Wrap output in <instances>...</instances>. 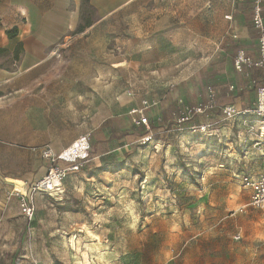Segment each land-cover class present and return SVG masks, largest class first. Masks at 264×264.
<instances>
[{"label":"rangeland","instance_id":"rangeland-1","mask_svg":"<svg viewBox=\"0 0 264 264\" xmlns=\"http://www.w3.org/2000/svg\"><path fill=\"white\" fill-rule=\"evenodd\" d=\"M252 6L136 0L0 85V264H264V210L235 179L264 173L249 114L263 75L243 79L234 61L258 58ZM208 88L211 107L194 112ZM139 110L154 130L137 128ZM82 137L89 157L66 172L65 197L33 193L52 166L43 152Z\"/></svg>","mask_w":264,"mask_h":264},{"label":"crops","instance_id":"crops-1","mask_svg":"<svg viewBox=\"0 0 264 264\" xmlns=\"http://www.w3.org/2000/svg\"><path fill=\"white\" fill-rule=\"evenodd\" d=\"M135 1L0 0V60L5 62L0 66V85L8 86L15 79L28 78L32 71L50 60L54 48L66 45V40H71L77 33L92 30ZM83 7L93 9L96 15L94 22L83 23ZM242 75L243 79L254 76L249 70L242 71ZM259 131L264 134V129ZM262 174L240 173L235 175V179L237 176L240 179Z\"/></svg>","mask_w":264,"mask_h":264},{"label":"built area","instance_id":"built-area-1","mask_svg":"<svg viewBox=\"0 0 264 264\" xmlns=\"http://www.w3.org/2000/svg\"><path fill=\"white\" fill-rule=\"evenodd\" d=\"M262 0H254L251 9V25L256 30L257 33V61L251 60L244 52L239 53L235 57V69L241 71V68L248 70L249 68L259 69L262 73V81L260 85L256 88L255 92V104L253 110L249 111V114L256 116L258 119H262V124L264 125V19H263V6ZM207 96L210 101L207 102L202 108L198 107L194 112H204L207 108L211 107L209 104L214 98L215 93L213 89H207ZM234 109L224 110L227 116L234 114ZM139 114V121L141 124L145 125L146 129L149 130L147 119L143 115V110L137 111ZM187 117H182L181 120H186ZM138 121V122H139ZM138 124V123H137ZM261 128V127H260ZM261 132V131H260ZM262 134V132H261ZM150 138V137H149ZM72 148L69 147L59 153L57 156H53L51 151L45 150L43 152V158L49 159L52 166L47 170L46 174L35 183L31 189L33 193H40L45 195L54 201H60L65 197L64 180L66 177V172L68 171H78L82 167L84 161L89 157L90 146L87 137H82L77 139ZM56 161H61L69 165L68 169H63L55 165ZM239 179V176H237ZM241 184L245 190L250 192L248 206L256 210H264V174L257 177L244 176L240 178ZM25 195V194H22ZM21 212L23 216L30 220L33 217L34 206L24 200L21 203ZM239 238V237H237Z\"/></svg>","mask_w":264,"mask_h":264},{"label":"trees","instance_id":"trees-1","mask_svg":"<svg viewBox=\"0 0 264 264\" xmlns=\"http://www.w3.org/2000/svg\"><path fill=\"white\" fill-rule=\"evenodd\" d=\"M84 1H87V0H84ZM253 1H254V0H250V1L248 2L247 0H245L244 3H250V2L253 3ZM262 16H263V19H264V12H263ZM172 115H175L176 118H177V117L182 118L180 112H178V113H174V112H173ZM148 127H149L150 129L154 130V124L151 123L150 121H149ZM137 128H139L140 131H144V125L141 124L140 121H139L138 124H137ZM157 136H158V135H156V133H152V135L150 136V138H151V139H152V138H158Z\"/></svg>","mask_w":264,"mask_h":264},{"label":"bare ground","instance_id":"bare-ground-1","mask_svg":"<svg viewBox=\"0 0 264 264\" xmlns=\"http://www.w3.org/2000/svg\"><path fill=\"white\" fill-rule=\"evenodd\" d=\"M262 126H261V129H264V125L263 124H261ZM74 146H76V144H73ZM72 148V146H70L69 147V150ZM25 194V193H24ZM97 245H95L94 247H96ZM96 250H98V249H96ZM85 258H86V255L84 256Z\"/></svg>","mask_w":264,"mask_h":264}]
</instances>
